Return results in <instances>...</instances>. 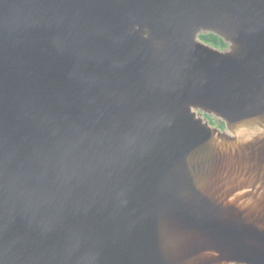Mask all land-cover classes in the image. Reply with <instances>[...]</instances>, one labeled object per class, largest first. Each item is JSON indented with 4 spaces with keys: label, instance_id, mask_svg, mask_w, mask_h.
<instances>
[{
    "label": "water",
    "instance_id": "1",
    "mask_svg": "<svg viewBox=\"0 0 264 264\" xmlns=\"http://www.w3.org/2000/svg\"><path fill=\"white\" fill-rule=\"evenodd\" d=\"M0 264H264V0H0Z\"/></svg>",
    "mask_w": 264,
    "mask_h": 264
},
{
    "label": "trees",
    "instance_id": "2",
    "mask_svg": "<svg viewBox=\"0 0 264 264\" xmlns=\"http://www.w3.org/2000/svg\"><path fill=\"white\" fill-rule=\"evenodd\" d=\"M199 39L201 41H203L204 43L210 44V45H212L214 47H217V48L218 47H220V48L224 47L223 43L219 39H217V38H215L213 36H210V35L200 36ZM219 126L222 129V125L219 124Z\"/></svg>",
    "mask_w": 264,
    "mask_h": 264
},
{
    "label": "rangeland",
    "instance_id": "3",
    "mask_svg": "<svg viewBox=\"0 0 264 264\" xmlns=\"http://www.w3.org/2000/svg\"><path fill=\"white\" fill-rule=\"evenodd\" d=\"M203 42V41H202ZM204 43V42H203ZM205 44H207V43H205ZM207 45H209V46H211V47H213V48H215V49H223V48H220V47H214V46H212V45H210V44H207ZM208 119V122H209V124L211 125V126H213V127H216V128H220V126H219V123L217 122V121H215L214 119H211V118H207ZM221 129V128H220Z\"/></svg>",
    "mask_w": 264,
    "mask_h": 264
}]
</instances>
